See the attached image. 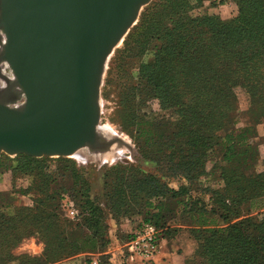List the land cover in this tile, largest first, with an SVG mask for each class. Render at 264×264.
<instances>
[{"label":"trees","instance_id":"obj_1","mask_svg":"<svg viewBox=\"0 0 264 264\" xmlns=\"http://www.w3.org/2000/svg\"><path fill=\"white\" fill-rule=\"evenodd\" d=\"M233 1L239 9L238 16L229 21H221L217 17L194 19L189 15L192 7L187 0H183L186 4L181 5L186 7V11L182 8L174 13L169 11L164 16L162 11L157 12L156 6L152 5L141 13L138 24L124 41L125 49L129 47L132 54L126 57L127 63L121 66L124 72L117 85L121 89L119 103L134 107L137 112V108L144 103L156 101L172 127L171 132L166 129V125L161 126L156 122L150 124L155 134H162L159 135L158 145H178L176 148L181 156L184 155L180 157V162L183 160L184 166L191 168V176L196 174V177L208 176L205 172L206 162L210 155H216L222 163H226L224 166H215L220 177L231 184L233 181L239 182L238 186L233 183L235 189L230 193L211 192L208 204L203 200L192 201L191 197L177 202L184 208L190 204V210L196 208V211H190L189 219L192 227L190 233L197 244L198 260L202 257L200 235L214 236L218 233V252L223 260L217 264H264V213L259 220V215L249 217L240 208L243 201H247L250 206L254 200L264 197V172L252 177L240 172L241 166L251 159L249 156H253L251 152L247 156L246 152L250 146L254 151V147L250 139L244 137V133L229 130L235 124V89L245 91L251 111L264 112V1ZM150 17L155 20L158 29L153 28L148 34ZM146 56L147 61L143 63ZM114 58L109 65L111 68ZM134 69L138 84L133 88L127 87L125 75L128 73L126 76H129V72L132 73ZM150 117L164 119L154 115ZM132 134L135 140L139 139L137 129L131 133V137ZM246 145L247 148L242 150ZM1 166L12 173L17 168V164L12 165L10 162L2 163ZM19 175L25 176L23 173ZM148 178L151 184L143 180L137 185L140 188L138 190L152 187L153 191L149 194L154 198L168 201L186 193L185 189L169 190L156 178ZM62 190L58 189L61 193ZM30 191L29 182L19 192L27 194ZM51 193L44 195L42 192V199L35 202L32 209L16 207L10 194H0V264H36L24 257L14 258L11 254L20 241L28 237H37L45 244L46 264L77 254L95 255L107 251L109 246L105 240V225L101 211L95 205V197L88 191L73 197L74 203L70 206H74L73 211L77 213L75 220L78 222L73 224L62 218L60 211L52 215L43 211L46 204L49 208L55 206L56 197L51 196L54 192ZM57 201H62V198L57 197ZM162 206L161 202L157 205L147 203L145 208L158 212L152 216L145 211L143 215H128L130 212H127L123 216L128 217V220L138 218V226L153 225L166 240L164 226L158 225L155 220ZM56 207L58 210L59 204ZM2 209H9L11 213L7 214ZM233 220L238 223L226 229L211 231L217 223L230 224ZM125 238L126 242L131 235ZM110 257L96 258L97 264H112ZM203 257L207 260L201 264H210L208 255Z\"/></svg>","mask_w":264,"mask_h":264},{"label":"rangeland","instance_id":"obj_2","mask_svg":"<svg viewBox=\"0 0 264 264\" xmlns=\"http://www.w3.org/2000/svg\"><path fill=\"white\" fill-rule=\"evenodd\" d=\"M187 2L192 7L189 10V15L194 19L217 17L221 21H229L238 16L239 9L233 0H200L199 2L187 0ZM182 4L186 3L183 0H152L149 5L141 10V13L154 5V7L156 6L155 10L157 12L162 11L165 16L169 11L174 13L182 10V8L186 11V7L181 6ZM247 4L249 6V2ZM150 20L147 27L148 34L152 32L153 28L158 29L155 20H152L151 17ZM138 21L132 29L138 24ZM126 37L110 57L102 78L99 99L100 118L97 127L98 130L102 131L105 140L120 139L123 144L115 143L105 153L87 154L83 151L84 154L67 158H33V160H27L21 156L0 155V194H10L9 196L14 200L16 207L32 209L35 202L38 203L42 199L40 196L42 192L44 195H50L51 192H54L51 196L56 197L55 206L49 208L46 204L43 211L51 215L60 211L62 218L76 224L78 223L75 220L77 213L73 211L74 206H70L74 203L73 197H79L83 191H88L94 195L95 205L100 209L105 225V240L108 241V248L114 249L112 252L106 251L107 254L106 252L95 254L97 259L107 255H118L120 252L119 244H124L125 237H127L121 232H116V229L122 224L128 221L134 228H137L139 219L128 220V217L123 216L125 213L130 212L128 215L141 213L143 215V211H145L152 216L158 212L145 208V205L147 203L157 205L161 202L163 204L162 210L155 220L158 225L164 226L163 229L167 235L166 240L169 241L179 232V229L191 226L189 214L192 209L196 211V208L190 210V204L186 208L182 207L181 204L177 205L180 199L185 201L191 197L192 201L203 200L205 204H208L211 192L220 191L223 193L227 191L226 193H230L232 189H235V186L239 185L237 181H233L234 186L233 183L231 184L222 176L220 177L215 166H224L225 162L222 163L216 155H210V159L206 162L205 172L208 173V176L196 177V174L191 176L193 175L191 168H186L183 160L180 162V157H184V155L181 156L176 148L178 145L172 143H169L168 147L163 144L158 145L159 135L162 134H155L156 131H153V125L150 126V124L156 122L160 123L158 125L161 126L166 125V129L171 130V132L172 127L156 101L151 100L144 103L142 107L137 108V112H135L134 107L130 108L119 103L121 89L117 85L120 84L122 76L123 69L121 66L123 63H127L126 57L132 54L129 52V47L125 49ZM147 45L150 47L149 42ZM117 52L120 54L116 55ZM147 57L143 58V63H146ZM113 58L115 59L114 65L111 68L109 65ZM2 67L0 92L6 87V78L12 80L10 70L6 66L5 69ZM136 74V69H134L132 73L129 72V76L125 75L127 87L133 88L138 84ZM234 92L237 109L235 111V124L231 125L229 130L240 134L244 133V137L250 139L254 147V151L250 146L246 152L247 156L252 153L253 156H249L251 159L241 166L240 172L246 177L257 176L264 172V112H260V110L251 111L248 96L244 90L237 88ZM153 115L164 119H151L150 116ZM136 129L138 131L136 135L139 136L138 140H135L133 134L131 137V133H135ZM218 134L221 135L220 132ZM246 148L247 145L242 150ZM5 162H10L12 165L17 164L16 170L12 173L3 169L1 164ZM181 163H183L182 166ZM21 173L25 176H20ZM148 177L156 178L169 190L185 189L186 193L168 201L165 198H154L149 194L153 191L152 187L138 190L141 181L148 180ZM29 182L31 183V191L27 194L20 193L19 191L23 189L22 186L26 188ZM149 183L151 184V181ZM59 188L63 189L62 193L58 191ZM57 197L62 198V201L58 202ZM57 204H59L58 210ZM50 205L52 204L50 203ZM240 208L242 212L249 214V217L259 215L258 219L260 220V215L264 213V197L254 200L250 206L247 201H243ZM2 211L7 214L11 213L9 209H2ZM79 223L81 224V222ZM235 223L238 221L233 220L230 224L220 222L211 231L226 229ZM186 232L191 235L187 230ZM218 237V233L214 236L200 235L202 257L199 258V261L201 263L207 260L203 257L205 254L208 255L210 264H217L221 259L223 260L218 252ZM86 257L88 256H83L82 261L87 263L91 261L90 259L87 260Z\"/></svg>","mask_w":264,"mask_h":264},{"label":"water","instance_id":"obj_3","mask_svg":"<svg viewBox=\"0 0 264 264\" xmlns=\"http://www.w3.org/2000/svg\"><path fill=\"white\" fill-rule=\"evenodd\" d=\"M152 0H0V155L108 152L98 134L108 61Z\"/></svg>","mask_w":264,"mask_h":264},{"label":"crops","instance_id":"obj_4","mask_svg":"<svg viewBox=\"0 0 264 264\" xmlns=\"http://www.w3.org/2000/svg\"><path fill=\"white\" fill-rule=\"evenodd\" d=\"M15 184V183H14ZM25 189L24 186H22ZM4 194V193H1ZM14 196V194H13ZM94 197V195H92ZM136 228L130 223L125 222L122 224L116 232H121L124 236H129L133 234ZM192 227H182L179 229V232L173 237V239L167 241L163 240L160 243L158 253L154 259V264H200L201 262L197 258V244L192 235H188L186 230L190 233ZM118 246V245H117ZM123 244H119V247H122ZM112 249V250H111ZM108 248V252H112L113 248ZM45 244L39 240L37 237H28L20 241V243L12 250L11 254L14 258H27L33 260L36 264H44L45 257ZM107 254V252H106ZM83 256L87 260L96 259L97 255L93 254H77L68 259H61L50 264H90V261H82ZM46 264V263H45ZM134 264H140L138 261H135Z\"/></svg>","mask_w":264,"mask_h":264},{"label":"built area","instance_id":"obj_5","mask_svg":"<svg viewBox=\"0 0 264 264\" xmlns=\"http://www.w3.org/2000/svg\"><path fill=\"white\" fill-rule=\"evenodd\" d=\"M220 1V0H217ZM162 232L150 224L137 226L131 238L126 241L118 255H112V264H154L160 243L163 241ZM90 264H97V260H91Z\"/></svg>","mask_w":264,"mask_h":264},{"label":"bare ground","instance_id":"obj_6","mask_svg":"<svg viewBox=\"0 0 264 264\" xmlns=\"http://www.w3.org/2000/svg\"><path fill=\"white\" fill-rule=\"evenodd\" d=\"M3 43H4V39H3L2 35L0 34V48H1V46L3 45ZM1 66H3L4 69H5V66H4V65H0V70H1ZM3 67H2V68H3ZM2 70H3V69H2ZM2 70H1V71H2ZM0 75H1V74H0ZM4 80H5V79H4ZM9 83H12V80H7V78H6V87H5V89L7 88V85H8ZM5 89H4V90H5ZM4 90L1 91L0 94H2V93L4 92ZM97 131H98V134L100 135V137H101L103 140H105L102 131H100V130H97ZM79 154H84V153H82V151H78L75 155H79ZM87 154H88V153H87ZM85 155H86V154H85ZM78 159H80V158H78ZM82 160H83V159H82Z\"/></svg>","mask_w":264,"mask_h":264},{"label":"flooded vegetation","instance_id":"obj_7","mask_svg":"<svg viewBox=\"0 0 264 264\" xmlns=\"http://www.w3.org/2000/svg\"><path fill=\"white\" fill-rule=\"evenodd\" d=\"M0 72H1V70H0Z\"/></svg>","mask_w":264,"mask_h":264}]
</instances>
